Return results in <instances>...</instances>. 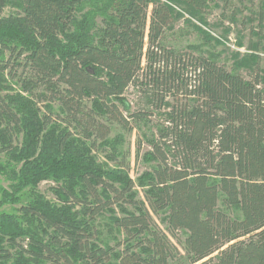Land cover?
I'll return each mask as SVG.
<instances>
[{
    "label": "trees",
    "instance_id": "16d2710c",
    "mask_svg": "<svg viewBox=\"0 0 264 264\" xmlns=\"http://www.w3.org/2000/svg\"><path fill=\"white\" fill-rule=\"evenodd\" d=\"M210 2L0 0L1 151L20 164L3 201L29 189L18 215L0 212V264H173L180 252L167 233L177 231L186 264H264V62L250 55L245 76L163 43L171 4L200 17ZM9 6L16 12L1 17ZM130 85L164 111L146 139L151 168L136 183L94 155L99 140L114 161L110 125L125 130L151 115L128 113ZM43 180L54 183L55 203L37 190ZM104 212L124 234L121 250L95 242L92 222ZM160 214L167 233L153 219Z\"/></svg>",
    "mask_w": 264,
    "mask_h": 264
},
{
    "label": "rangeland",
    "instance_id": "374dc122",
    "mask_svg": "<svg viewBox=\"0 0 264 264\" xmlns=\"http://www.w3.org/2000/svg\"><path fill=\"white\" fill-rule=\"evenodd\" d=\"M263 0H211L205 14L200 17H193L184 9L171 4L174 9L176 19L170 29L164 33L163 43L166 47L180 53H192L194 56L204 55L213 56L221 65L227 69H239L242 74L248 76V69L254 65L250 55L256 54L260 58V62H264V11H262ZM87 8V7H86ZM151 6L149 7V12ZM16 12L13 7H6L1 17L12 15ZM148 12V14H149ZM260 14L263 17L260 24ZM250 45H257V50H250ZM8 54L5 55V58ZM242 61V62H241ZM13 65V60L10 61ZM242 67L239 68L238 66ZM12 68V74L21 75L22 68L15 66ZM3 86L8 87L7 92H14L18 89L15 85V79L7 77L4 72ZM6 91L3 90L1 95ZM123 97L129 105V112H152L149 117L140 121L130 120L129 129H122L117 124L110 125L108 139L118 138L119 142L116 146V159L110 161L106 155L110 153L109 148L101 147L100 141L96 142L94 155L98 162L107 163L109 168L115 165H121V168L136 183L138 176L144 171L151 168V164L143 161V154L149 149L146 139L156 134V128L163 120V110H156L150 107L147 99L138 92L134 85H130L124 92ZM48 103V102H47ZM45 103V104H47ZM53 109L52 118L59 112L58 104L51 103ZM41 112H45L44 103H38ZM121 109V107H119ZM124 115H128L123 112ZM13 145L20 143L21 137H13ZM20 164L14 163L8 155L1 151L0 142V212L18 215V208L28 202L29 189L26 188L18 194V202L15 204L4 202L3 193L10 192L11 186L15 183L12 179V172L17 171ZM54 183L49 180L41 181L37 190L50 202L55 203V196L51 191ZM138 192L135 200L142 201V190L135 187ZM3 202V203H2ZM115 214L120 216L118 207H113ZM132 210V207H129ZM134 211V210H132ZM231 215L240 217L238 213H230ZM110 214L104 212L98 215L92 222L96 240L99 245H107L115 250L124 248V234H120L117 230L110 226L108 217ZM164 216H153L158 229L167 233L165 223L162 221ZM170 241L176 246L180 255L175 258L173 264H186L182 246L178 242H182L185 238L182 232L177 231L174 235L168 234ZM25 243V241H24ZM49 264V263H46Z\"/></svg>",
    "mask_w": 264,
    "mask_h": 264
}]
</instances>
